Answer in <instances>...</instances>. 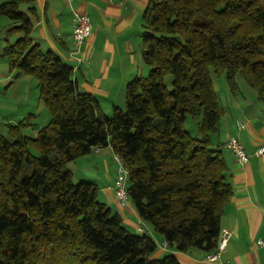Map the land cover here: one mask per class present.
<instances>
[{
    "label": "trees",
    "instance_id": "1",
    "mask_svg": "<svg viewBox=\"0 0 264 264\" xmlns=\"http://www.w3.org/2000/svg\"><path fill=\"white\" fill-rule=\"evenodd\" d=\"M24 1L0 3L8 32L21 34L3 56L38 81L50 120L34 137L22 132L33 115L0 134V264H180L173 253L157 256L150 235L129 231L96 183L73 181L67 163L107 146L128 170L142 221L179 251H214L233 189L211 140L224 111L210 67L232 91L240 76L264 105V0H148L141 38L150 72L127 83L126 110L115 106L110 117L79 90L72 65L33 42Z\"/></svg>",
    "mask_w": 264,
    "mask_h": 264
},
{
    "label": "crops",
    "instance_id": "2",
    "mask_svg": "<svg viewBox=\"0 0 264 264\" xmlns=\"http://www.w3.org/2000/svg\"><path fill=\"white\" fill-rule=\"evenodd\" d=\"M147 3L148 0H27L21 4V9L31 17L33 42L43 50L54 51L72 65L79 90L95 96L102 106L101 99H115L125 83L138 77V68L142 66L139 52L142 14ZM31 7L35 14L30 13ZM74 12L87 13L92 24V34L82 47L85 58L82 63L71 56ZM12 26L8 18L0 15V121L16 124L33 115V125L22 132L34 137L43 125L38 121L40 115L46 116L49 112L39 98L38 81L30 75L11 71L3 56L6 44L15 42L21 35L8 32ZM240 84L239 81L234 91L226 84L221 101L224 112L220 130L211 135L213 147L225 159L226 180L233 189L220 220L221 231H229L231 235L218 260L207 259L212 251L193 248L183 252L175 247H163L164 238L152 225L140 220L139 216V220L131 217L134 214L132 208L127 210L118 205L113 181L119 166L115 168L117 163L114 161L108 165L107 160L111 154L115 156L112 148L95 147L88 153L91 157L87 159L100 164L101 168H84L88 176H80L81 179L92 180L98 185V199L119 213L124 225L134 228V233H139L137 226L142 223L143 233L157 243V256L173 253L180 264H264V247L259 245V240H264V155L256 154V150L264 145V105L254 89L247 83L250 90L244 85L240 88ZM9 99L11 102L7 103ZM238 123L244 127L239 128ZM231 136L240 140L248 154L245 165L238 163L233 151L222 147ZM71 172L73 175V170Z\"/></svg>",
    "mask_w": 264,
    "mask_h": 264
},
{
    "label": "built area",
    "instance_id": "3",
    "mask_svg": "<svg viewBox=\"0 0 264 264\" xmlns=\"http://www.w3.org/2000/svg\"><path fill=\"white\" fill-rule=\"evenodd\" d=\"M92 34V24L91 19L87 13L74 12V24H73V48L71 50V56L78 62H84L85 58L82 52V47L87 41L88 37ZM239 128L244 127L242 123H238ZM223 148L231 150L235 153L237 161L240 165H245L248 162V154L246 153L242 143L236 136H231L222 145ZM257 155H264V145L260 146L256 150ZM115 160L119 164V171L116 174L113 181L114 196L118 205L122 208L128 205L129 196V173L125 168L123 161L117 155H115ZM141 220V219H140ZM137 230L140 233L145 232L142 223L137 226ZM230 232L223 230L220 232L217 247L208 256V260L214 261L218 260L221 253L225 250L229 239ZM259 245L264 247V240H259ZM168 243L164 240L163 247H168Z\"/></svg>",
    "mask_w": 264,
    "mask_h": 264
},
{
    "label": "rangeland",
    "instance_id": "4",
    "mask_svg": "<svg viewBox=\"0 0 264 264\" xmlns=\"http://www.w3.org/2000/svg\"><path fill=\"white\" fill-rule=\"evenodd\" d=\"M139 52H140V57L142 59V66H139V68H138V72L139 73H138L137 76L138 77H147L149 75V72H150V67L144 62V59H143V48H142V42L141 41H140V49H139ZM210 74H211V78H212L214 90L218 94L220 101H222V99H223V97H224V95L226 93V87L228 86V85H226V84H228V82L226 80L227 79L226 78V73L223 72L221 74H217V73H215L214 69L212 67H210ZM238 80L241 82L240 88L243 87L242 85H244L246 87L247 84L245 83L244 79L242 80V78L239 76V79ZM238 80H237V84L239 83ZM127 83H125L124 88L122 89V91L120 93L117 94V96H116L115 99L114 98H111V99L103 98V99H101L102 102H103L102 103L103 108L101 106V109H102V112L105 114L106 117L112 116L113 109L115 107L114 106L115 103H117L118 106L121 107V109L126 110V104H125L126 94H125V89H126V84ZM164 83L166 84V86H167L168 89H172V87H173V84H172L173 83V76L170 75V74L169 75H166L164 77ZM246 88L249 89V90L251 89L248 86ZM6 102L9 103V102H11V100L10 99L9 100H6ZM261 105H262V103H261ZM47 113H48V111H47ZM49 120H50V114L49 113L46 114V116H44L43 114L40 115V117L38 119L39 123L40 124H43L42 126L48 124ZM6 124L7 123H4L3 121H0V134H2L4 136L7 135V125ZM186 127L189 128L191 131H195L196 130V124L193 121H191V120L187 121ZM102 148H104V147H102ZM90 157L91 156H89L88 154L87 155H81V156H79V158L77 157L78 159L76 158L74 160L69 161L68 164L70 166H72L71 167V170H73V173H74L72 175V179H73V181L75 183H78L80 181H92V180L81 179L80 176L87 175L86 172L83 171L84 168H87L89 166L94 167V168L97 167L98 169L101 168L100 164H97V163H94V162H90V160L87 159V158H90ZM107 160H108V165H110V163H113V161H114V163H117L115 165V168L117 167V165L119 166L118 162L115 160V156L114 155L111 154L110 158L109 159L107 158ZM102 168H104V167L102 166ZM118 171H119V169H118ZM102 179H103V177H102ZM92 182H94V181H92ZM115 208H116V206H115ZM130 208H132V211L134 212V214H132L131 217L134 216L133 217L134 219L139 220L138 219V215H137L138 214L137 209L134 206V204L132 203L131 199L129 198L128 205L125 207V209H127V210L129 209L130 210ZM125 212L127 213V211H125ZM146 223L149 224L148 222H146ZM149 225H151V224H149ZM126 228L129 231H131V232L134 233V228H132L131 226L127 225ZM139 234H145V233H140L139 232Z\"/></svg>",
    "mask_w": 264,
    "mask_h": 264
}]
</instances>
